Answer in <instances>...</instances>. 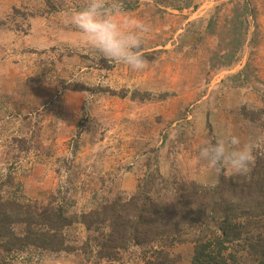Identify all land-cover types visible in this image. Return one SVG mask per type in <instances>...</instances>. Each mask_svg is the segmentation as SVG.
Returning a JSON list of instances; mask_svg holds the SVG:
<instances>
[{
	"label": "rangeland",
	"instance_id": "1",
	"mask_svg": "<svg viewBox=\"0 0 264 264\" xmlns=\"http://www.w3.org/2000/svg\"><path fill=\"white\" fill-rule=\"evenodd\" d=\"M150 25L134 71L83 44L67 15L84 0H0V194L79 214L141 189L171 198L178 182L211 184L204 141L229 133L264 160V0H119ZM254 165V164H253ZM252 165V166H253ZM264 223V219L261 221ZM74 249L0 251V264H95L81 223ZM153 243L190 264V235ZM169 243V241H168ZM227 252V251H226ZM130 247L100 264H143Z\"/></svg>",
	"mask_w": 264,
	"mask_h": 264
},
{
	"label": "trees",
	"instance_id": "2",
	"mask_svg": "<svg viewBox=\"0 0 264 264\" xmlns=\"http://www.w3.org/2000/svg\"><path fill=\"white\" fill-rule=\"evenodd\" d=\"M54 202L52 196L46 202H21L0 194V251L74 249L63 231L81 223L88 232L82 251L94 255L95 264L117 259L134 246L151 249L152 256L143 264H172L169 254L153 249V243L171 245L187 235L193 244L190 264H264L261 158L246 175L221 172L211 184L178 182L168 199L140 188L79 214H69Z\"/></svg>",
	"mask_w": 264,
	"mask_h": 264
},
{
	"label": "clouds",
	"instance_id": "3",
	"mask_svg": "<svg viewBox=\"0 0 264 264\" xmlns=\"http://www.w3.org/2000/svg\"><path fill=\"white\" fill-rule=\"evenodd\" d=\"M65 22L80 33L89 50L103 58L134 71L148 67L141 48L150 25L126 15L119 0H84L81 7L67 15ZM253 150L251 141L241 143L238 136L229 133L215 143L204 141L198 148L197 163L203 162L217 173L227 168L233 174L246 175L254 164Z\"/></svg>",
	"mask_w": 264,
	"mask_h": 264
}]
</instances>
